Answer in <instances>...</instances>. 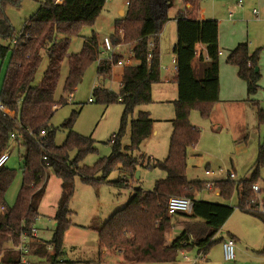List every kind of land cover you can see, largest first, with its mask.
Segmentation results:
<instances>
[{
  "label": "trees",
  "instance_id": "trees-1",
  "mask_svg": "<svg viewBox=\"0 0 264 264\" xmlns=\"http://www.w3.org/2000/svg\"><path fill=\"white\" fill-rule=\"evenodd\" d=\"M125 15L116 21V31L122 29V39L134 42L133 58L138 66H127L121 81L119 95L99 86L94 94L106 106L121 102L124 112L120 127L112 138V152L101 157L94 166L81 161L95 150L92 136L73 131L74 119L63 127L69 133L63 144L55 143L56 128L50 123L57 101L56 89L61 76L64 59L68 56L69 73L64 90L70 94L82 81L86 69L100 55L99 37L93 33L85 39L79 52L68 54L70 36L75 35L81 22H91L99 16L107 0H45L38 11L24 24L19 36L11 45L0 43V59L11 49V58L5 74L0 103L10 112L0 110V154L9 149L11 134H17V142L24 147L22 184L13 206L0 219V254L9 244H16L17 233L36 223L39 205L45 194L50 174L62 180V195L56 214L55 229L50 241L38 240L32 244L31 255L56 264L64 254L67 230L75 223L70 202L76 189V178L87 184L109 183L128 186L127 180H110V173L120 168L123 173L136 175L146 160L140 152L143 141L153 133L154 119L148 110H136L153 102V85L161 80L160 33L170 20L169 10L173 0H125ZM198 11L201 0H184ZM177 19V42L174 48L178 66L179 97L173 101L175 118L170 137L168 156L163 160L149 162V167L160 168L166 177L156 181L152 190H138V197L114 212L107 220H93L89 228L96 231L100 249H114L122 255V264L139 262L163 263L177 260L183 249L199 247L206 252L217 241L216 234L233 214L235 206L196 198L198 191L207 187L201 181H189L187 177L188 152L201 137V130L191 123L190 115L198 108L204 118H210L219 96V23L216 19L199 20L196 16L179 12ZM14 29L9 19L0 14V40L11 39ZM59 33L65 36L60 37ZM207 46L209 60L200 56V79L189 69L193 60L195 44ZM44 55L49 64L40 82L35 84L36 73ZM120 58L116 56L114 60ZM259 52L250 54L246 43L238 44L230 51L227 62L238 68V75L246 82L250 97L260 88L258 67ZM110 59L100 60L97 73L104 79L112 75ZM253 100V99H250ZM66 102V99H64ZM254 102V100H253ZM255 104H257L255 102ZM261 114L263 110L260 109ZM130 127L131 143L124 146L122 137ZM42 130L46 133L42 135ZM140 152V153H139ZM75 153L73 156L72 154ZM264 165V144L259 145L255 172L241 183L222 180L214 183L220 194L229 199L235 190L239 193L238 208L251 213L264 222V214L247 208L254 195L249 184L254 183L260 166ZM16 177L15 170L4 166L0 169V206L7 205L6 194ZM254 191V190H253ZM172 196H186L193 201L191 213L169 214L168 203ZM181 215L188 218L183 232L168 242L172 218ZM196 221V222H195ZM49 245L53 248L50 249ZM7 259L17 261L13 251Z\"/></svg>",
  "mask_w": 264,
  "mask_h": 264
},
{
  "label": "rangeland",
  "instance_id": "rangeland-1",
  "mask_svg": "<svg viewBox=\"0 0 264 264\" xmlns=\"http://www.w3.org/2000/svg\"><path fill=\"white\" fill-rule=\"evenodd\" d=\"M45 0H0V14H4L11 22L14 29V36L11 39H1L2 45H11L24 27L25 22L33 16ZM125 0H107V3L95 20L91 22H81L75 35L70 36L68 54L79 52L86 38L95 33L99 37L100 55L85 71L82 81L77 88L70 94L64 90L66 77L69 73L68 56L64 59L61 69L60 80L56 89L55 99L57 106L50 121L55 127V143L63 144L69 129L63 127V124L69 119H74L73 131L84 136H92L95 140V150L89 153L81 164L94 166L101 157L109 156L112 152V138L116 135L123 116L124 104L115 102L106 106L99 101L94 94V90L99 86H104L114 93L118 94L121 90L120 80L123 78L122 71L127 66H138L136 59H131V63L122 66L112 63L111 77L104 79L97 73L100 60L110 59V53L106 52L101 43L105 36L111 37L115 43L119 40L123 43L121 53L124 59L132 56L131 50L134 42H125L122 39L123 33L120 29L116 31V21L121 19L125 13L121 9H126ZM241 1V3H240ZM183 0H173L169 15L176 16L177 11L182 8ZM200 7L205 10V14L219 21V47L222 52L219 56L220 78H227L228 72L236 67L227 62L230 50L234 49L240 43H246L250 54L259 52L258 68L261 73L259 81L260 88L250 100L245 90V97L238 102L240 105H231L229 101L219 102L213 106L210 118L201 116L198 108L191 111L190 120L193 125L201 130L200 141L196 147H192L188 152L187 177L189 181H201L205 183H215L222 180H232L241 183L245 179L252 178L255 169L259 151V145L264 144V0H201ZM257 9L263 17L254 13ZM191 14V13H189ZM191 15H194L191 14ZM176 24H165L161 30V75L162 79L153 85V102L140 106L139 110H148L152 118L157 120L155 133L151 138L143 141L140 152L148 156L163 160L169 154L170 137L172 132L171 120L175 118L173 101L178 98L179 91L176 84L172 81H164L165 75H170L173 70L172 43L176 35ZM64 37L63 33L57 34ZM10 49L3 59H0V94L5 79V74L11 58ZM126 62V61H125ZM49 60L44 55L41 65L36 73L35 84L40 82L48 67ZM237 68V67H236ZM227 87V85H226ZM223 88V94L224 90ZM66 99V102L64 101ZM92 99V101H90ZM255 102L257 104H255ZM260 109L263 110L261 114ZM131 143L130 127L128 126L122 137L124 146ZM10 159L6 166L15 170L16 177L6 194V202L13 206L16 201L22 184V161L24 147L17 140H12L10 148ZM139 152V153H140ZM73 156L75 153L72 154ZM151 163V162H150ZM149 158L146 157L144 164L139 167L140 177L132 176L130 173H123L120 168L113 170L110 180L130 181L128 186L118 187L113 184L103 183L100 185H91L83 182L78 176L76 178V189L70 202V208L73 211L72 220L79 226H71L67 230L64 241L66 242L67 252L71 251L75 258H80L91 254L97 247L98 236L94 230L89 229L88 225L92 220L105 221L118 209L124 207L136 188L142 191L152 190L156 181L166 177L164 170L160 168L149 167ZM207 170L211 174H207ZM230 173L235 177L230 178ZM137 174V172H136ZM261 191L255 192L251 204L247 208L254 213L258 211L261 202H264V165L260 166L254 183ZM219 189L203 188L198 191L196 196L205 200L226 202L235 206L233 214L217 233L219 236L215 239L220 240L221 236H228V231L237 232L242 238L250 241L258 250L257 254L264 255V222L255 215L243 212L238 208L239 193L235 190L232 197L226 199L217 195ZM62 195V180L50 174V179L46 187L45 194L39 205V215L35 223L38 229L40 239L50 241L54 234L55 221L54 210H57ZM94 215L90 217V214ZM264 214V213H261ZM183 220H187L181 215H175L172 218L173 230L179 231ZM172 227L169 232H171ZM67 235V236H66ZM170 233H168L169 241ZM64 242V243H65ZM72 246V247H70ZM97 250V249H96ZM107 250V249H103ZM199 248L192 247L187 250L191 255L198 252ZM108 251V250H107ZM97 252V251H96ZM109 253V258L119 260V253ZM237 253V245H236ZM96 254V253H95ZM179 257H182L181 254ZM199 252L193 264H205L199 258ZM196 259L198 261H196ZM37 264H49L44 259H39ZM107 264H116L107 261ZM136 264V263H135ZM155 264V263H153Z\"/></svg>",
  "mask_w": 264,
  "mask_h": 264
},
{
  "label": "crops",
  "instance_id": "crops-1",
  "mask_svg": "<svg viewBox=\"0 0 264 264\" xmlns=\"http://www.w3.org/2000/svg\"><path fill=\"white\" fill-rule=\"evenodd\" d=\"M124 2L126 4V6H127V1H124ZM191 9H192V5L189 4V3H186L183 0V6H182V8H180L177 11V13L183 12V11L185 13H188V14L189 13H191V14L194 13V16H196L199 20H205V19H209V18L215 19V18H212V17L208 16L207 14H205V10L202 9L201 7L199 8L198 11H193V10L191 11ZM120 11H121V13L122 12L125 13L126 9L123 8ZM176 16H173V17L170 16V20L166 24H171V22H173V23L176 24V28H177ZM218 23H219V21H218ZM176 31H177V29H176ZM159 37H160V50H161L162 35H159ZM176 42H177V33H176V35H174L173 43H172V51L174 53V57H173V61L172 62L174 64V67H173V70L171 68H169V69L165 68L168 71H171L170 72L171 74L170 75H165L163 77H164V81H166V82L172 81L173 83L176 84V87L178 88V66H177V62H176V54L174 52V48H175ZM194 53L195 54H194L193 60L188 65H189V69L191 71L195 72L196 77L199 80L200 79L199 78L200 77V68H201L200 64H199V58H200V56L204 57V62L203 63H206V61L209 60L207 46L205 44H203V43L197 42L195 44ZM136 63L139 65L140 61L137 60ZM219 65H220V61H219ZM124 72H125V70L123 69L122 74ZM161 79H162V75H161ZM121 81L122 80H120V83H121ZM226 85H227V87H226ZM225 87H226V89L224 90V95H223V97H221V95L223 94V88H225ZM245 90L247 92L248 98L251 99V97L249 96L248 91H247L246 82L243 79H241L239 77V75H238V68L235 67L233 69V71H229L228 75H227V78H224V77L220 78V68H219V96H218V101L215 102V105H217L219 102L221 103L222 101H225L226 99H227L226 101H229L230 102L229 104H231V105H240L238 101L241 98L245 97ZM178 91H179V88H178ZM172 120H171V122H172ZM156 121L157 120L154 119L153 133L151 134V136L149 138H151L154 134H156L154 132L156 130L155 129V126H156L155 122ZM172 130H173V124H172ZM145 155H146V157L149 158V162H153L155 160H160V159L154 158L152 156H148L147 154H145ZM207 174H211V173H207ZM213 185H214V183H213ZM137 189H140V188H136L135 189V192L132 194V196L130 197L129 201H132L133 199H136L138 197L139 193H138ZM216 194L217 195H221L219 190L216 191ZM196 198L197 199H201V200H205L203 198H198L197 196H196ZM211 202H213V201H211ZM214 202H216V201H214ZM218 203L226 204V202H221V201L218 202ZM7 206H8V208L10 207L8 204H7ZM56 209H57V207H56ZM56 211L57 210H54V215L56 214ZM93 215H94V212H92L90 214V217L93 216ZM52 217H54V216H52ZM93 220H95V219H93ZM189 222H190L189 220H183L182 219V223L183 224L180 225V230L176 231V232L173 230V227H172L171 232H169L170 233V237H169V241L168 242L170 243L174 238L179 236L183 232V230L185 228V225L189 224ZM73 226H79V225L75 224ZM88 228H89V225H88ZM89 229H91V228H89ZM69 230H70V228H69ZM227 231H228V236H221L220 240L214 239V240H217V241L213 244V246L207 252V258L204 261L205 264H230L229 262H227L224 259L223 246H222L223 241L227 237H233L235 239V241H236L237 253H236V260H235L234 264H264V255L257 254V252H258L257 248L250 241H248L247 239L242 238L237 232L232 233L229 230H227ZM94 232H96V231H94ZM218 236L219 235L216 234L215 238H217ZM40 240H42V239H40ZM50 246H52V245H49V248H50ZM70 247H72V246H70ZM67 248H68V246H66V242H65L64 243V254H63V256L59 259V261L56 264H107V261H109L111 263L113 261H115L116 264H122V260H123L122 255L118 256V257H120L119 260L110 259L108 251L110 253H113V254H114V252L116 253L117 251L114 250V249H110V250L107 249L108 251L100 249L99 248V241H98V244H97V247L95 248V250H93V252H91V254H94L93 256L86 255V256H83V257H80V258H75L71 251H69V252L66 251ZM197 248H199V247H197ZM189 249H191V248H187V249L181 250L179 252V255L181 254L182 257H179V255H178L177 260H175L173 262H163V263H155V264H193L195 262V258L197 256L198 252H200V248H199L197 254L193 253L192 255H191V253H189L187 251ZM39 259H41V258L33 257L31 255L32 264H37L39 262ZM136 264H153V263L139 262V263H136Z\"/></svg>",
  "mask_w": 264,
  "mask_h": 264
},
{
  "label": "built area",
  "instance_id": "built-area-1",
  "mask_svg": "<svg viewBox=\"0 0 264 264\" xmlns=\"http://www.w3.org/2000/svg\"><path fill=\"white\" fill-rule=\"evenodd\" d=\"M241 3V1H240ZM128 5V2H127ZM254 13L259 16L263 17L259 13L257 9H254ZM122 29H120V32L122 33ZM123 43H121L119 40L117 43L113 41L111 37L105 36L102 40L101 47L106 51L110 53V60L115 62L117 65H124L129 64L131 62V59H133V47L130 51L132 56H129L127 59H124L123 56ZM122 51V53H121ZM219 54H222L221 51H219ZM120 55V58L116 61L114 58L116 56ZM126 61V62H125ZM92 101V99H90ZM0 110L4 112H10L3 104L0 103ZM46 132L42 130V135H44ZM17 134L12 133L11 139L16 140ZM10 159V152L9 150H5L0 154V169L6 166L7 161ZM207 173H211L209 170ZM230 178L233 179L235 177L234 173H230ZM208 189H213L214 185L212 183H207ZM253 190L255 192L261 191L260 187L258 185H253ZM193 207V201L190 197L186 196H172L169 199L168 203V212L169 214L173 215L178 212H185V213H191ZM9 208L7 205L0 206V219L8 212ZM258 211L261 213H264V202H261L258 208ZM38 218V217H37ZM37 220V219H36ZM17 239L16 244H9L8 247L5 249L4 252L0 254V264H32L31 262V251H32V244L38 240H40V237L38 236V229L35 227V223L32 224L29 228H25L22 231L17 233ZM223 254L224 259L229 262L230 264H234L236 260V241L233 237H227L223 241ZM53 246H50V249H52ZM8 251H13L17 255V261L13 259H7L6 253ZM201 261H205L207 258V252L205 250H200L199 257ZM198 259V260H199ZM196 259V261H198Z\"/></svg>",
  "mask_w": 264,
  "mask_h": 264
},
{
  "label": "water",
  "instance_id": "water-1",
  "mask_svg": "<svg viewBox=\"0 0 264 264\" xmlns=\"http://www.w3.org/2000/svg\"><path fill=\"white\" fill-rule=\"evenodd\" d=\"M256 70L258 71L259 68L257 67ZM136 177L139 178L140 177V171H137Z\"/></svg>",
  "mask_w": 264,
  "mask_h": 264
}]
</instances>
